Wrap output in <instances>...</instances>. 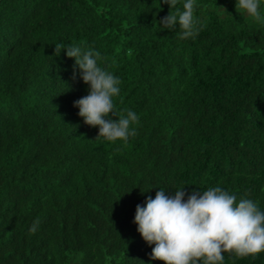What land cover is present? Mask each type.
Wrapping results in <instances>:
<instances>
[{
	"label": "trees",
	"instance_id": "16d2710c",
	"mask_svg": "<svg viewBox=\"0 0 264 264\" xmlns=\"http://www.w3.org/2000/svg\"><path fill=\"white\" fill-rule=\"evenodd\" d=\"M195 4L199 34L181 39L161 0H0V264H162L134 223L160 188L186 202L220 186L264 211V0L259 21ZM58 43L101 54L121 81L110 118L134 111L136 136L84 123L90 89Z\"/></svg>",
	"mask_w": 264,
	"mask_h": 264
},
{
	"label": "clouds",
	"instance_id": "9594fccd",
	"mask_svg": "<svg viewBox=\"0 0 264 264\" xmlns=\"http://www.w3.org/2000/svg\"><path fill=\"white\" fill-rule=\"evenodd\" d=\"M170 6L169 14L161 21L163 28L174 30L179 26L181 39L195 38L200 31L199 18L194 15L195 0H185L183 11L176 9L178 0H161ZM259 0H236V11H243L259 21ZM66 51L75 59L89 93L75 102L79 117L90 127L98 128V137L108 142H127L137 135L135 125L139 117L134 111L113 120V98L120 93L119 77L98 65L100 53L79 46L55 45V55ZM184 188L175 195H165L163 188L155 198L149 197L146 206H137L134 223L143 240L152 249L153 260L162 264H223L224 253L237 257L264 253V211L251 199L237 197L220 186L193 192L185 202ZM39 221L34 222L35 232Z\"/></svg>",
	"mask_w": 264,
	"mask_h": 264
}]
</instances>
